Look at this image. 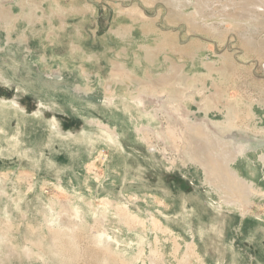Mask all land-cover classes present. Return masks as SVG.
Listing matches in <instances>:
<instances>
[{
	"label": "rangeland",
	"instance_id": "obj_1",
	"mask_svg": "<svg viewBox=\"0 0 264 264\" xmlns=\"http://www.w3.org/2000/svg\"><path fill=\"white\" fill-rule=\"evenodd\" d=\"M0 1V264H264V26L209 28L229 0L193 18L164 0ZM138 77L179 99L180 85L223 81L255 139L232 164L250 195L215 174L199 125L214 130L226 105L185 98L190 155L158 104L139 103Z\"/></svg>",
	"mask_w": 264,
	"mask_h": 264
},
{
	"label": "bare ground",
	"instance_id": "obj_2",
	"mask_svg": "<svg viewBox=\"0 0 264 264\" xmlns=\"http://www.w3.org/2000/svg\"><path fill=\"white\" fill-rule=\"evenodd\" d=\"M164 1H166V3H168L172 8L176 9V11L178 13H182V11L180 9H182L185 4H192L193 6L194 5H198L200 7H201V5L203 7H205L206 4L208 5V3H206L207 0H164ZM207 2H209V1H207ZM56 3H55V5H56ZM48 5L49 4L47 2L46 3V6H48ZM193 6H191V7H193ZM135 7H136L135 8L136 10L142 11L141 12L142 13V16H140L141 18H143L142 21L143 20H145V21L146 20H149L147 14L145 13V10L142 9L143 7H140V5H135ZM203 7H201L202 10H203ZM48 9H49V7H48ZM194 9H196L194 11L195 13H192L190 15V18H193L194 16L201 17V14L199 12H203L204 10L201 11V9L199 7H197V6L196 7L194 6ZM52 12H54V11H52ZM216 16L221 17V18H216ZM212 17L217 21V24L216 25L213 24V23H209L210 25L207 24V26L209 28H211V29H213L214 26H215V30H216L217 29V27H216L217 25H219L222 22L228 21V20H232V21L244 20L245 21L244 24H246L245 29H247V27H249V31L252 30V29H257L258 27H261V26L263 27L264 26V0H229L227 2V4H221V9L218 10V13L217 14H213ZM194 19H196V18H194ZM82 20L83 19H81L80 21H82ZM160 33H162V32H160ZM117 34H118V32L116 33V36H117ZM68 35H71V34H68ZM119 36L122 37L123 34H120ZM167 45H165V46H167ZM171 45H173V43ZM173 50H175V49H173ZM80 58L82 59L83 57L81 56ZM137 60L138 59H136L135 64L131 67V69L128 68V71H129L128 74H129V76H130V73L131 74H134V72H139V69H140V66L141 65L137 62ZM133 63H134V61H133ZM101 67L102 66H97L96 65V68H97V71H98L97 73H99V74H103L104 73V71H103V69ZM90 70H92V68ZM124 71L125 70H123V72ZM125 72H127V69H126ZM55 74L57 75L58 74V71H56ZM50 76L52 77V75H50ZM80 76L82 77V75H80ZM114 76L116 77V79H118L120 77V76H116V75H114ZM141 78H143V77H141ZM141 78L138 77V79H136L137 82H138V89L137 90H139V93H138V96H139L138 97V101H139V103L141 104V102H142L141 99L143 98V96H148L151 101H154V102H156L158 104L157 111L158 112L160 111V112L164 113L166 115L167 120H168V125H167L168 128H166L167 129V132L170 135H172L173 138L177 139L175 142L178 145L186 144V146L184 145L183 148L185 149V151H189V154H190V152L192 153L193 150H196V149L195 148L193 149V147L189 146L188 141L186 139H184V136H183L185 133L182 132V131H185V130H183V127H184L183 124H185L186 126H189L190 125V123H189V120L190 119H188V116L184 114V109H185L184 101L186 100L185 98L189 97L190 99L193 100V103L194 104L195 103L198 104L199 107L201 109H203V110H205L206 108L208 109L209 106H210V104H214V103H223L224 105H226V106H223L224 107V110H223L224 118H223V120L221 122H219L218 124H215L214 125V127H215L214 130H210L211 128H209L207 126V124H205V123L204 124L203 123H201V124L199 123V125H201L200 127H202L201 128L202 131H203V128L206 131V132L203 131V134H202L204 136V139H206V142H205V140H204V142L207 143V144H213V143H215V145H217V149L219 150L218 151L219 152L218 153V158H216L217 161L219 160L218 161L219 162L218 163L219 166H215V165H214L215 167L213 165L211 166L216 171V173L215 172L214 173L217 174V172H218L219 177L220 178L222 177L223 180H225L226 182H228L230 188L231 187H233V188L236 187L237 188L236 190L238 191V195L235 198L237 201L238 200H243L244 199L243 196L245 197V196L250 195L253 192V189H249V185L246 183V181L242 177H240L235 172L236 170L233 169L232 164L235 163L238 158L239 159L240 158H244L245 159L246 157L249 156V152H250L251 148L253 147L252 144H251V142L254 141L255 139L252 138L253 139L252 140L251 138H249V127L248 126H244L242 124L241 125H237V117L235 116V113H234V111L232 109L233 107L231 106V104H233L235 102L230 101L229 97L223 91H221V84L223 83V81L220 80V79H214V80H212V82H214V89H213L214 92L209 93V94H207V90L205 91V89L206 88H209V87L204 86L203 84L201 85L199 82H194L193 83V81H192L190 83H187L188 85H180L181 88H182V90H183V92H182V95H180V96H182V99H179L177 97L171 96L168 93L169 91L168 92L167 91H163L161 93H158V92H156L157 91L156 90L155 92L154 91H151L150 93H147L145 91L146 89L145 88H142V87H145V86L142 83L143 80ZM119 80H120V78H119ZM136 80H135V82H136ZM86 81L87 82L85 83L84 86L81 87V89L84 90V92H85L84 93L85 94V98L89 102V101H92V97H93L92 94L95 91H94V88H92V86L90 85L89 80L87 79ZM114 81H115V79H114ZM47 82H49V81H47ZM44 83H45V85H49L46 82H44ZM40 84H41L40 86H42V83H40ZM145 85H146V83H145ZM50 86H48V87H50ZM53 87L55 88V86H53ZM37 90H38V88H37ZM42 90H44V88ZM87 92H89V93H87ZM46 96H48V95H46ZM196 97H201L200 98L201 100L198 101V102H196ZM229 105H230L231 108L229 107ZM171 112L178 113L179 114V117L177 119L172 118L169 115V113H171ZM190 122H192V121H190ZM204 133H206V134H204ZM188 135H189V137L191 139L194 138V136H192L190 133H188ZM178 148H179V146H178ZM184 149H182V150H184ZM217 149H216V151H217ZM216 151L214 150V152H216ZM201 153H203V152L201 151ZM203 154H202V156L204 157ZM213 159H214V157H213ZM212 161H214V160H212ZM220 163L223 165L222 169H221V166H220L221 164ZM209 165H210V163H209ZM212 168H209V169L211 170ZM223 168H224V170H223ZM207 171H209V170H207ZM212 172H213V170H212ZM228 183L227 184L224 183V184L228 185ZM231 184L234 185L235 187L232 186ZM232 190H234V189H232ZM237 201H235V202H237Z\"/></svg>",
	"mask_w": 264,
	"mask_h": 264
}]
</instances>
